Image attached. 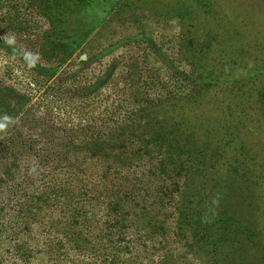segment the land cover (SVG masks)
<instances>
[{
    "label": "rangeland",
    "instance_id": "rangeland-1",
    "mask_svg": "<svg viewBox=\"0 0 264 264\" xmlns=\"http://www.w3.org/2000/svg\"><path fill=\"white\" fill-rule=\"evenodd\" d=\"M47 1L0 0V41L53 67ZM209 1L211 14L196 0L184 16L177 0L120 9L52 77L0 47V94L29 99L0 137V264H210L177 233L189 172H162L147 135L154 106L190 94L183 73L215 32H241L264 59V0ZM142 32L173 66L146 41L104 54ZM252 143L264 155V135Z\"/></svg>",
    "mask_w": 264,
    "mask_h": 264
},
{
    "label": "trees",
    "instance_id": "trees-1",
    "mask_svg": "<svg viewBox=\"0 0 264 264\" xmlns=\"http://www.w3.org/2000/svg\"><path fill=\"white\" fill-rule=\"evenodd\" d=\"M146 1L48 0L50 29L45 32L54 45L52 53L61 57L57 66H42L7 41H0V47L52 77L111 14L141 7ZM177 1L180 15L192 12V0ZM196 1L206 14L213 13L209 0ZM237 33L228 38L215 32L204 63L192 73H183L191 82L190 94L159 102L148 123L149 141L165 149L162 172H189L177 233L180 238L191 234V250L206 254L210 264H258L257 258L264 256V155L252 143L264 135V59L254 51V41ZM132 41L148 42L173 66L148 32L125 38L104 54ZM12 93L20 106L15 110L10 95L4 93L0 137L29 102Z\"/></svg>",
    "mask_w": 264,
    "mask_h": 264
},
{
    "label": "flooded vegetation",
    "instance_id": "flooded-vegetation-1",
    "mask_svg": "<svg viewBox=\"0 0 264 264\" xmlns=\"http://www.w3.org/2000/svg\"><path fill=\"white\" fill-rule=\"evenodd\" d=\"M48 43H49V42H48ZM49 44H50V43H49ZM51 48H52V50H53L54 45L51 44ZM3 95H4V93L0 94V99L2 98ZM7 95H10V94H7ZM9 97H10V100H11L10 103L13 104V105L16 107L15 110H17V109L19 108L20 104H19V103H16V101L18 100L17 97H16V95H15V98H12L11 95H10ZM0 121H4V117H3V118L0 117Z\"/></svg>",
    "mask_w": 264,
    "mask_h": 264
}]
</instances>
